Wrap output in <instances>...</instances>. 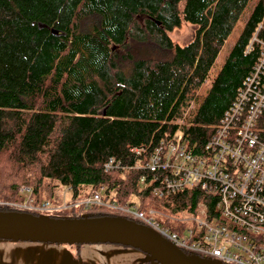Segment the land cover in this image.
Wrapping results in <instances>:
<instances>
[{"label":"trees","instance_id":"trees-1","mask_svg":"<svg viewBox=\"0 0 264 264\" xmlns=\"http://www.w3.org/2000/svg\"><path fill=\"white\" fill-rule=\"evenodd\" d=\"M248 2L0 0V197L21 202L28 186L41 204L65 188L77 197L104 185L121 204L139 200L143 209L178 214L206 200L213 211L217 196L200 187L156 196L152 171L132 166L178 130L187 150L204 152L259 54L247 45L260 23L264 35V0L193 106ZM185 22L196 29L181 44L172 33ZM112 158L119 167L107 170ZM0 210L40 215L11 204ZM115 210L78 206L49 215L131 218Z\"/></svg>","mask_w":264,"mask_h":264},{"label":"built area","instance_id":"built-area-1","mask_svg":"<svg viewBox=\"0 0 264 264\" xmlns=\"http://www.w3.org/2000/svg\"><path fill=\"white\" fill-rule=\"evenodd\" d=\"M260 23L247 45H256L259 54L235 100L200 154L187 150L183 133L155 146L142 166L153 173L152 191L162 197L186 187H200L210 196H217L211 211L208 201L201 200L194 210L168 214L158 208L143 209L140 201L121 204L106 197L102 185L85 196L70 197L64 202L46 199L33 206L9 203L39 212H55L71 207L101 205L130 216L164 236L184 254H194L225 264H264V35ZM144 147L138 148L141 152ZM115 158L106 164L107 170ZM131 167V168H132ZM128 169V168H127ZM146 176L142 175V180ZM21 191L30 195L32 189ZM167 220L170 222L168 223Z\"/></svg>","mask_w":264,"mask_h":264},{"label":"water","instance_id":"water-1","mask_svg":"<svg viewBox=\"0 0 264 264\" xmlns=\"http://www.w3.org/2000/svg\"><path fill=\"white\" fill-rule=\"evenodd\" d=\"M0 238L69 244L116 243L145 251L161 264H225L184 254L150 226L119 215L73 218L0 210Z\"/></svg>","mask_w":264,"mask_h":264},{"label":"crops","instance_id":"crops-1","mask_svg":"<svg viewBox=\"0 0 264 264\" xmlns=\"http://www.w3.org/2000/svg\"><path fill=\"white\" fill-rule=\"evenodd\" d=\"M116 243H54L0 238V264H142L146 255Z\"/></svg>","mask_w":264,"mask_h":264},{"label":"rangeland","instance_id":"rangeland-1","mask_svg":"<svg viewBox=\"0 0 264 264\" xmlns=\"http://www.w3.org/2000/svg\"><path fill=\"white\" fill-rule=\"evenodd\" d=\"M258 0H249L245 10L243 11L240 19L238 20L235 28L232 30V32L229 34L227 40L225 41L221 51L219 52L217 59L215 60L214 64L212 65L209 75L207 77V79L203 82V84L201 85V87L198 90V99L195 100L193 102V106L198 105V103L200 102V99H202V97H204L207 92L209 91L211 85H212V81L213 79L216 77V75L218 74V72L220 71L222 65L225 62V59L229 53V51L232 49L233 45L235 44L238 36L240 35L248 17L250 16L252 10L254 9L256 3ZM195 29H196V25L189 23V22H185L180 28L176 29L173 33L172 36L174 38V40L178 41L181 44H186L189 41L192 40V38L194 37V33H195ZM28 187V186H27ZM31 188V187H30ZM22 189V188H21ZM22 192V191H21ZM23 193V192H22ZM23 201H8L6 200L5 197L1 196L0 198H4V201L9 202V203H17V204H24L27 200L32 199L31 204L33 206H37L38 204L33 202V196H32V192L30 195H25L23 193ZM71 197V192L68 188L63 189V191L61 192L60 195V199L59 200H55V199H51L54 200L56 202H64L66 200H68ZM29 209V208H28ZM116 212H120L118 210H115ZM40 215H44L47 216L49 215L48 212H40ZM74 246L77 245L76 243H72ZM142 252V254L146 255V260H150V262L148 264H161L158 261H154L152 260L150 254H148L145 251H140Z\"/></svg>","mask_w":264,"mask_h":264}]
</instances>
